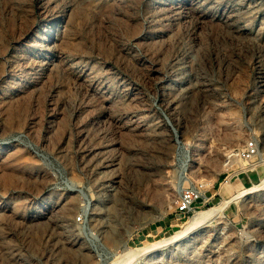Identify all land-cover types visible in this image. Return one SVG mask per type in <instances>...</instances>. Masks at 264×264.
Instances as JSON below:
<instances>
[{
  "label": "rangeland",
  "instance_id": "obj_1",
  "mask_svg": "<svg viewBox=\"0 0 264 264\" xmlns=\"http://www.w3.org/2000/svg\"><path fill=\"white\" fill-rule=\"evenodd\" d=\"M263 176L264 0H0V264H264V183L167 240Z\"/></svg>",
  "mask_w": 264,
  "mask_h": 264
},
{
  "label": "built area",
  "instance_id": "obj_2",
  "mask_svg": "<svg viewBox=\"0 0 264 264\" xmlns=\"http://www.w3.org/2000/svg\"><path fill=\"white\" fill-rule=\"evenodd\" d=\"M258 141L256 137H250L244 142L241 148L238 150V155L241 159L246 161H251L258 153ZM198 192L194 189H185L181 192L176 210L180 213L187 214L189 212H194L196 205L195 202L198 198ZM83 215L80 213L76 216L77 221H81Z\"/></svg>",
  "mask_w": 264,
  "mask_h": 264
},
{
  "label": "bare ground",
  "instance_id": "obj_3",
  "mask_svg": "<svg viewBox=\"0 0 264 264\" xmlns=\"http://www.w3.org/2000/svg\"><path fill=\"white\" fill-rule=\"evenodd\" d=\"M258 156H261L260 152L257 153ZM261 161L263 159H260ZM264 177V176H263ZM264 183V178L256 185H253L251 187H246V188H243L242 190L240 191H237L231 198L221 202L220 204L218 205H214V206H210L208 208H205V209H202V210H199V211H196L194 213V216L192 217V219L186 224V227L185 229H181V230H178L176 231L173 235H171L170 237L167 238V240L169 239H175L176 237H178L182 232L196 226L197 224H200L201 222H203L204 220H207L209 219L213 214H216L218 213L223 207L224 205L230 201L231 199L233 198H236L238 196H241L249 191H251L252 189L256 188V187H259L261 186L262 184Z\"/></svg>",
  "mask_w": 264,
  "mask_h": 264
},
{
  "label": "crops",
  "instance_id": "obj_4",
  "mask_svg": "<svg viewBox=\"0 0 264 264\" xmlns=\"http://www.w3.org/2000/svg\"><path fill=\"white\" fill-rule=\"evenodd\" d=\"M263 171L260 169L255 168L254 170H251L249 174V181L253 182L259 179L262 175Z\"/></svg>",
  "mask_w": 264,
  "mask_h": 264
}]
</instances>
